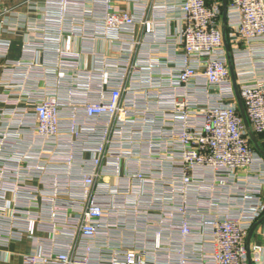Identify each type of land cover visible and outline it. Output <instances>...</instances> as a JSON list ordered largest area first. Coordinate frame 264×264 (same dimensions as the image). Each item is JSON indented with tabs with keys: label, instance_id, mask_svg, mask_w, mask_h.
I'll list each match as a JSON object with an SVG mask.
<instances>
[{
	"label": "built area",
	"instance_id": "built-area-1",
	"mask_svg": "<svg viewBox=\"0 0 264 264\" xmlns=\"http://www.w3.org/2000/svg\"><path fill=\"white\" fill-rule=\"evenodd\" d=\"M117 1L45 0L41 23L13 26L0 9V253L28 239L23 264H264L247 243L264 157L229 67L264 136V0H227L225 31L222 0Z\"/></svg>",
	"mask_w": 264,
	"mask_h": 264
},
{
	"label": "crops",
	"instance_id": "crops-1",
	"mask_svg": "<svg viewBox=\"0 0 264 264\" xmlns=\"http://www.w3.org/2000/svg\"><path fill=\"white\" fill-rule=\"evenodd\" d=\"M117 2L118 3L116 4L120 8L126 9L129 6L126 0H118ZM44 6L45 0H1L0 3V9L8 7L13 9L14 15H8L6 19L8 25L12 26L15 24L20 25L21 23L24 25L26 23H41L42 17L39 12L43 10ZM8 25L5 26L7 27ZM171 28L174 31L176 24L173 23ZM26 34L27 31L25 29L19 30L16 35L4 33L5 38L12 40V49L10 53L12 59H18L20 57L22 46L27 38ZM98 50L104 52L109 58L113 57L109 45L106 43H99ZM91 62L90 59H87L86 62H84L89 69L91 67ZM251 241L264 244V221L258 225ZM32 248V241L28 239H25L21 243H11L9 248L0 253V264H23V255L30 253Z\"/></svg>",
	"mask_w": 264,
	"mask_h": 264
},
{
	"label": "water",
	"instance_id": "water-1",
	"mask_svg": "<svg viewBox=\"0 0 264 264\" xmlns=\"http://www.w3.org/2000/svg\"><path fill=\"white\" fill-rule=\"evenodd\" d=\"M222 1H223V17H222V22H223V29L225 31L226 24H227L228 1L227 0H222ZM224 43H225L226 50L229 53L230 49H229V45H228L227 40H226V37H225V32H224ZM229 59H230V56H229ZM229 67H230L231 77H232V81H233V85H234V89H235V94H236V99H237L239 111H240L241 117L243 119L245 128L248 131L250 140H251L254 148L257 150V152H259L264 157V151L258 145L257 140L255 138V135L251 131L250 123L248 121V118H247V115H246V111H245V107H244V104H243L241 95H240L239 90H238V87H237L235 72H234V68H233L231 62L229 64ZM263 221H264V217L256 225H254V227L250 231V233L248 235V238H247L248 247L250 245V241L252 239V236H253L255 230L257 229L258 225L261 224ZM249 264H253L252 263L251 256H250V249H249Z\"/></svg>",
	"mask_w": 264,
	"mask_h": 264
},
{
	"label": "trees",
	"instance_id": "trees-1",
	"mask_svg": "<svg viewBox=\"0 0 264 264\" xmlns=\"http://www.w3.org/2000/svg\"><path fill=\"white\" fill-rule=\"evenodd\" d=\"M258 145L264 149V136L261 134H255Z\"/></svg>",
	"mask_w": 264,
	"mask_h": 264
},
{
	"label": "rangeland",
	"instance_id": "rangeland-1",
	"mask_svg": "<svg viewBox=\"0 0 264 264\" xmlns=\"http://www.w3.org/2000/svg\"><path fill=\"white\" fill-rule=\"evenodd\" d=\"M8 9H12V8H9V7H8Z\"/></svg>",
	"mask_w": 264,
	"mask_h": 264
}]
</instances>
